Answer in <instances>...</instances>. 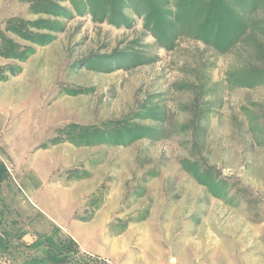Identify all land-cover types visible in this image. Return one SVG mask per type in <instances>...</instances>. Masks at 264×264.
<instances>
[{
    "label": "rangeland",
    "instance_id": "374dc122",
    "mask_svg": "<svg viewBox=\"0 0 264 264\" xmlns=\"http://www.w3.org/2000/svg\"><path fill=\"white\" fill-rule=\"evenodd\" d=\"M72 248L264 264V0H0V264Z\"/></svg>",
    "mask_w": 264,
    "mask_h": 264
},
{
    "label": "crops",
    "instance_id": "0c3cea01",
    "mask_svg": "<svg viewBox=\"0 0 264 264\" xmlns=\"http://www.w3.org/2000/svg\"><path fill=\"white\" fill-rule=\"evenodd\" d=\"M37 179L33 184H29L27 178L23 179V182H25L22 185L28 196L32 195L38 198L41 196L43 185ZM66 217H69V215L66 214ZM63 228H66L68 234L71 236V240L76 242L84 250L100 255H111L113 257L120 256L125 252L126 241L124 235L114 236L110 233L107 219L103 220L100 218L99 220H92L85 223L67 221V224Z\"/></svg>",
    "mask_w": 264,
    "mask_h": 264
},
{
    "label": "built area",
    "instance_id": "2783aa9c",
    "mask_svg": "<svg viewBox=\"0 0 264 264\" xmlns=\"http://www.w3.org/2000/svg\"><path fill=\"white\" fill-rule=\"evenodd\" d=\"M71 261L68 264H116L108 258L91 254L79 248L70 251Z\"/></svg>",
    "mask_w": 264,
    "mask_h": 264
},
{
    "label": "trees",
    "instance_id": "16d2710c",
    "mask_svg": "<svg viewBox=\"0 0 264 264\" xmlns=\"http://www.w3.org/2000/svg\"><path fill=\"white\" fill-rule=\"evenodd\" d=\"M237 38H238V37H237ZM237 38H235V40H237ZM235 40H234V41H235Z\"/></svg>",
    "mask_w": 264,
    "mask_h": 264
}]
</instances>
